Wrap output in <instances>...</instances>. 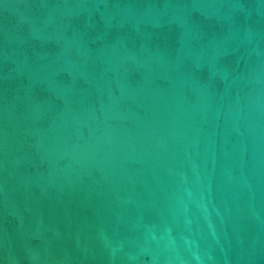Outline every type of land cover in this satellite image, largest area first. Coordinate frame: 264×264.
<instances>
[{
    "label": "water",
    "instance_id": "95a60500",
    "mask_svg": "<svg viewBox=\"0 0 264 264\" xmlns=\"http://www.w3.org/2000/svg\"><path fill=\"white\" fill-rule=\"evenodd\" d=\"M0 264H264V0H0Z\"/></svg>",
    "mask_w": 264,
    "mask_h": 264
}]
</instances>
